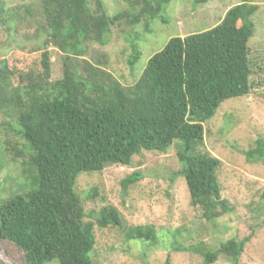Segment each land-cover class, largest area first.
Returning a JSON list of instances; mask_svg holds the SVG:
<instances>
[{
    "label": "trees",
    "instance_id": "1",
    "mask_svg": "<svg viewBox=\"0 0 264 264\" xmlns=\"http://www.w3.org/2000/svg\"><path fill=\"white\" fill-rule=\"evenodd\" d=\"M142 2L108 16L101 1L93 11L89 0H40L46 29L41 69L17 72L0 59V127L18 141L14 153L23 174H28L19 192L0 199V241L22 251L26 264H93L95 227H123L124 222L112 206L103 207L95 222L86 220L93 217L75 192L79 176L113 165L130 167L142 153L165 154L175 144L182 166L177 176L187 183L191 206L209 223L233 213L222 197L221 161L203 149L204 124L225 101L249 96L254 89L248 43L259 7L243 1L213 29L172 38L149 60L139 81L125 87L81 57L87 55V45L105 47L112 28L124 22L135 28L144 21L150 32L171 0ZM23 13L30 15L31 10ZM23 13L0 1V23L22 24L27 21ZM139 38L127 39L131 67L141 56ZM49 46L66 55L59 80L52 79ZM247 155L250 162L261 161L264 142ZM140 180L142 173L134 171L122 180L123 192ZM93 194L97 196L95 189ZM127 238L154 243L156 232L150 226L130 227ZM251 239L229 240L217 249L176 243L174 249L199 254L205 264L220 256L239 264ZM163 264H172L171 256Z\"/></svg>",
    "mask_w": 264,
    "mask_h": 264
},
{
    "label": "rangeland",
    "instance_id": "2",
    "mask_svg": "<svg viewBox=\"0 0 264 264\" xmlns=\"http://www.w3.org/2000/svg\"><path fill=\"white\" fill-rule=\"evenodd\" d=\"M0 1L9 10L20 8L22 13L26 8L31 10L30 15L23 13L27 21L22 24L0 23V59H6L17 72L39 71L46 40L40 0ZM99 1L108 16L128 10L134 2L143 4L142 0H89L91 10H97ZM243 1L259 7L252 18L255 31L248 43L254 89L249 96L225 101L216 116L204 124L203 149L221 161L218 176L222 197L233 207V213L209 223L199 209L191 206L187 183L177 176L182 170L177 144L165 154L144 152L134 158L130 167L113 165L101 173H83L77 179L75 192L86 214L93 217L86 220L95 222L103 207L112 206L124 222L123 227H95L97 243L92 253L93 264H163L167 256H171L172 264H205L199 254L176 252V243L217 249L224 242L240 241L248 236L252 239L239 264H264V158L250 162L247 155L256 149L258 142H264V0H211L205 5H196L195 0H171L151 24L150 32L146 31L144 21L135 28L124 22L112 28L105 47L96 43L87 45V55L81 60L105 69L123 86H133L149 60L172 38L213 29L232 7ZM139 9L140 6L136 11ZM134 35L140 36L141 56L131 67L132 49L127 39ZM46 50L52 61V79L59 80L63 77L66 55L51 46ZM17 147L18 141L0 127L1 200L19 192L28 175L23 174L20 159L14 153ZM136 170L142 173V180L124 193L122 180ZM92 189L97 192L93 198ZM136 226L153 227L155 242L129 240L127 230ZM0 261L26 264L23 252L7 241H0ZM48 264H59V261ZM213 264L232 263L220 256Z\"/></svg>",
    "mask_w": 264,
    "mask_h": 264
}]
</instances>
